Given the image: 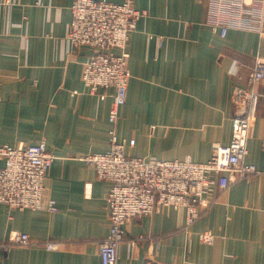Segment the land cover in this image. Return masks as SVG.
<instances>
[{"label":"crops","instance_id":"obj_1","mask_svg":"<svg viewBox=\"0 0 264 264\" xmlns=\"http://www.w3.org/2000/svg\"><path fill=\"white\" fill-rule=\"evenodd\" d=\"M72 1L0 0V144L45 143L54 157L42 199L55 206L0 203V242L29 236L0 249V264H101L110 182L83 156L107 150L114 133L126 155L206 161L215 144L230 141L247 104L235 103L234 89L247 87L256 56L264 58V32L231 27L221 36L206 22L208 0H133L145 14L129 34L126 99L111 122L114 89L84 84L92 49L66 38ZM250 89L259 98L243 160L261 167L264 79ZM199 208L189 224L184 207L130 218L115 264H264L263 175L213 183ZM205 230L211 244L199 239Z\"/></svg>","mask_w":264,"mask_h":264},{"label":"built area","instance_id":"obj_2","mask_svg":"<svg viewBox=\"0 0 264 264\" xmlns=\"http://www.w3.org/2000/svg\"><path fill=\"white\" fill-rule=\"evenodd\" d=\"M70 11L67 40L74 46L92 49L84 63L82 80L93 92L100 87L114 89L109 119L115 122L117 108L126 99L127 41L136 21L145 12L135 8L133 0H73ZM206 22L221 36L231 27L263 34L264 0H208ZM262 79L264 58L256 56L247 87L234 89L235 103L240 105L246 101L247 104L233 118L230 141L215 144L206 161L126 155L125 140H119L114 133L107 150L83 156L94 166L99 179L110 182L106 196L110 226L99 245L101 264H115L124 237V223L130 218L150 215L158 206L184 207L189 224L199 216L201 200L213 183L226 188L236 178L252 174L264 176V166L243 160L259 98L250 86ZM53 157L43 141L15 146L0 144V203L11 208L54 209L53 200L44 204L42 199L44 174ZM10 239L11 242H0L4 252L9 251L12 243H29L26 233L15 232ZM199 239L211 244L214 234L205 230L199 233ZM46 248L56 249L57 244L48 242Z\"/></svg>","mask_w":264,"mask_h":264}]
</instances>
